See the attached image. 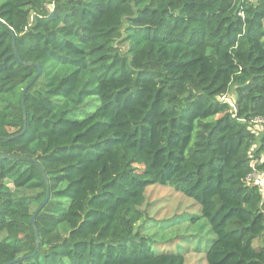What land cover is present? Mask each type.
<instances>
[{"label":"trees","instance_id":"1","mask_svg":"<svg viewBox=\"0 0 264 264\" xmlns=\"http://www.w3.org/2000/svg\"><path fill=\"white\" fill-rule=\"evenodd\" d=\"M256 118L264 0H0V264H184L139 232L152 185L207 264H264Z\"/></svg>","mask_w":264,"mask_h":264},{"label":"rangeland","instance_id":"2","mask_svg":"<svg viewBox=\"0 0 264 264\" xmlns=\"http://www.w3.org/2000/svg\"><path fill=\"white\" fill-rule=\"evenodd\" d=\"M223 97L234 101L233 92ZM260 128V125L253 127L254 130ZM141 209L145 222L139 223V232L151 237L155 248L182 253L184 264H207L206 249L214 236L210 226L200 217L196 201L172 187L152 185L146 188Z\"/></svg>","mask_w":264,"mask_h":264},{"label":"water","instance_id":"3","mask_svg":"<svg viewBox=\"0 0 264 264\" xmlns=\"http://www.w3.org/2000/svg\"><path fill=\"white\" fill-rule=\"evenodd\" d=\"M37 66V72L36 74L31 78V80L26 84V86L23 88L22 90V94L26 91V89L28 88V86L32 83V81L39 75L40 71H41V68L38 64H36ZM47 200V196L44 198V200L41 202V204L36 208V210L33 212L31 218H30V221L31 223H33V220H34V217L36 215V213L40 210V208L43 206V204L45 203V201ZM18 259H15V260H12V261H9V262H5L3 264H10L14 261H16Z\"/></svg>","mask_w":264,"mask_h":264},{"label":"built area","instance_id":"4","mask_svg":"<svg viewBox=\"0 0 264 264\" xmlns=\"http://www.w3.org/2000/svg\"><path fill=\"white\" fill-rule=\"evenodd\" d=\"M223 96H221V99L225 100L226 102H228L233 106V102H229V100L227 98H224ZM255 122H259V123L264 122V118H256ZM252 178L254 184H262L264 182V179L259 178L257 175H253Z\"/></svg>","mask_w":264,"mask_h":264},{"label":"bare ground","instance_id":"5","mask_svg":"<svg viewBox=\"0 0 264 264\" xmlns=\"http://www.w3.org/2000/svg\"><path fill=\"white\" fill-rule=\"evenodd\" d=\"M161 85V84H160Z\"/></svg>","mask_w":264,"mask_h":264}]
</instances>
